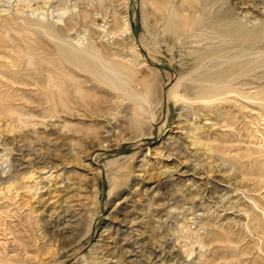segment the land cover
Returning a JSON list of instances; mask_svg holds the SVG:
<instances>
[{"label":"rangeland","instance_id":"obj_1","mask_svg":"<svg viewBox=\"0 0 264 264\" xmlns=\"http://www.w3.org/2000/svg\"><path fill=\"white\" fill-rule=\"evenodd\" d=\"M45 1L56 22L63 2L76 11L90 0ZM25 4L0 0V16L27 15ZM128 4L122 21L141 46L140 0ZM256 10L264 16V0ZM93 17L102 41L129 34ZM238 17L254 22V13ZM140 50L162 94L147 108L144 133L129 125L128 100L102 103L103 115L55 114L37 88L6 86L0 76V264H264V99L177 102L167 94L177 63L169 53L153 63ZM7 62L0 56V75ZM69 219L81 235L54 233ZM124 242L140 260L119 253Z\"/></svg>","mask_w":264,"mask_h":264},{"label":"bare ground","instance_id":"obj_2","mask_svg":"<svg viewBox=\"0 0 264 264\" xmlns=\"http://www.w3.org/2000/svg\"><path fill=\"white\" fill-rule=\"evenodd\" d=\"M25 1L29 14L18 8L0 16V56L9 60L0 76L6 86L37 88V101L48 103L55 114L82 108L103 115L101 104L120 97L131 103L130 127L144 133V115L153 118L147 108L162 94L159 72L140 59V49L153 63L164 65L168 53L169 61L177 63L178 76L167 90L177 102L264 99V16L256 10L260 0H140L141 46L135 44L129 23L122 21L129 0H120L126 9L122 12L116 0H90L76 11L63 2L56 21L60 24L49 21L48 1L35 8ZM239 11L254 13V22L246 17L242 21ZM94 13L109 17V32L129 34L102 41L93 30L98 25ZM138 65L147 67L140 71ZM105 87L120 95L109 97ZM92 218L85 225L87 234ZM55 227L60 237L81 235L75 220ZM119 249L131 261L140 260L132 244L124 242Z\"/></svg>","mask_w":264,"mask_h":264}]
</instances>
